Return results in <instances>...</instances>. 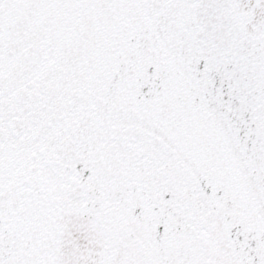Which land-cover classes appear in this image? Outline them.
<instances>
[{"label":"water","instance_id":"obj_1","mask_svg":"<svg viewBox=\"0 0 264 264\" xmlns=\"http://www.w3.org/2000/svg\"><path fill=\"white\" fill-rule=\"evenodd\" d=\"M0 264H264V0H0Z\"/></svg>","mask_w":264,"mask_h":264}]
</instances>
